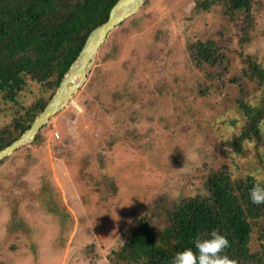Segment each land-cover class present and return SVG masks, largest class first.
<instances>
[{
	"label": "rangeland",
	"instance_id": "1",
	"mask_svg": "<svg viewBox=\"0 0 264 264\" xmlns=\"http://www.w3.org/2000/svg\"><path fill=\"white\" fill-rule=\"evenodd\" d=\"M251 10L243 34L247 16L227 15L222 2L144 0L109 32L67 105L0 161V264H112L141 219L161 229L168 207L208 195L213 170L264 181V143L241 155L226 148L247 122L240 96L264 99L243 72L248 57L264 68V0ZM209 39L227 68L194 60L193 43ZM239 76L244 93L231 83ZM56 89L27 77L17 101L0 93V133L16 136L20 117ZM250 248H264V217L252 222Z\"/></svg>",
	"mask_w": 264,
	"mask_h": 264
},
{
	"label": "trees",
	"instance_id": "2",
	"mask_svg": "<svg viewBox=\"0 0 264 264\" xmlns=\"http://www.w3.org/2000/svg\"><path fill=\"white\" fill-rule=\"evenodd\" d=\"M118 0H0V93L17 101L27 77L54 91L64 74L81 52L90 32L107 21ZM257 0H196V8L207 9L222 2L225 13L235 17L245 13L241 32H248L252 23L251 9ZM247 19V20H246ZM193 58L199 66L228 67L229 58L215 40L193 43ZM245 77L264 85V68L253 58H244ZM244 77H234L244 93ZM53 94V93H52ZM52 94L50 96H52ZM238 100V99H237ZM48 100L39 98L16 122L20 130L0 133V150L11 144L33 123ZM238 109L247 117L245 126L233 133L226 148L237 154L247 150L245 143H264L261 122L264 120V99L255 104L240 96ZM10 134V135H7ZM227 169L213 170L205 185L209 194L184 197L168 207L166 224L150 229L148 218L140 220L120 250L110 255L112 264H172L177 252L193 247L199 233L218 230L226 235L230 247L226 253L238 264H264V248L252 252L250 239L252 222L264 217V204H253L249 192L254 184L264 181L252 176H234Z\"/></svg>",
	"mask_w": 264,
	"mask_h": 264
},
{
	"label": "water",
	"instance_id": "3",
	"mask_svg": "<svg viewBox=\"0 0 264 264\" xmlns=\"http://www.w3.org/2000/svg\"><path fill=\"white\" fill-rule=\"evenodd\" d=\"M143 2L144 0H118L113 5L107 21L90 32L78 57L66 71L54 95L35 117L32 125L11 144L0 150V161L19 147L32 142L47 121L67 105L87 78L97 51L109 32L133 15Z\"/></svg>",
	"mask_w": 264,
	"mask_h": 264
},
{
	"label": "clouds",
	"instance_id": "4",
	"mask_svg": "<svg viewBox=\"0 0 264 264\" xmlns=\"http://www.w3.org/2000/svg\"><path fill=\"white\" fill-rule=\"evenodd\" d=\"M249 197L253 204H264V185L259 182L254 184ZM192 244L193 247L177 252L172 264H238L235 259L225 254L230 242L218 230H212L203 236L198 233Z\"/></svg>",
	"mask_w": 264,
	"mask_h": 264
}]
</instances>
